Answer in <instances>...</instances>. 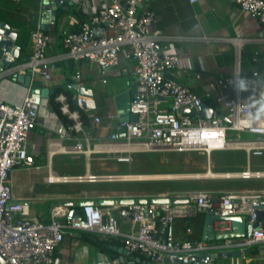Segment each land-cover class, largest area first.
Returning a JSON list of instances; mask_svg holds the SVG:
<instances>
[{"label":"built area","instance_id":"obj_1","mask_svg":"<svg viewBox=\"0 0 264 264\" xmlns=\"http://www.w3.org/2000/svg\"><path fill=\"white\" fill-rule=\"evenodd\" d=\"M97 4L90 18L79 24V29L65 31L64 51L57 55L48 53L51 35L39 22L32 32L33 53L27 60L8 71L30 70L45 81L61 59L89 60L102 69L119 68L122 58L135 62L137 94L130 104V113L137 114L135 121H122L125 136L112 132L107 141H94L83 121V99L59 93L55 101L69 120L68 133L62 138H75V143L65 146L71 154H87L106 149L116 153L119 162L131 163L133 152H152L161 149L201 151L211 169V153L215 150H243L250 155L264 154V124L254 115L253 94L258 89V72L242 76L222 77L217 80L220 88L232 89L230 96H216L217 108L212 116L205 117L203 97L189 86L180 83L169 72L181 68L182 55L173 52L160 42L172 37L163 33L156 24L158 16L152 10H141L144 0H111ZM195 2L197 0H191ZM240 11L250 13L264 22V0H234ZM86 10L85 2L80 3ZM56 0H49L45 14L55 13ZM108 30L115 31L113 34ZM182 39L183 37H174ZM197 72L196 77L201 78ZM76 77L81 78L77 71ZM69 90L78 89L72 82ZM208 91L206 96H212ZM170 101V105L164 103ZM45 98L30 89L18 103L0 100V254L8 264H54V250L67 234L75 231L93 232L104 240L118 239L124 248L144 256L151 264H216L210 257L215 250L237 249L244 254L247 246L264 242V225L258 221V211L264 207L263 191L219 192L191 190L175 195L185 198L183 203H146L98 205L87 203L80 207L57 206L49 220L30 216L28 205L14 197L11 172L14 169H31L34 155L27 146L28 134L40 124L39 113ZM189 107L185 112L183 108ZM223 116L227 117L225 120ZM96 122L100 117L95 118ZM55 140L48 141L49 153L57 148ZM134 175V174H133ZM226 178H264V170L228 171L218 173ZM82 177H79L81 179ZM90 176L89 179H94ZM123 180H137L132 174L120 175ZM57 179L48 177L50 182ZM66 181L68 177H60ZM213 209L215 215L246 216V234L241 238L223 240L185 239L175 236V221L193 217ZM79 210V212H78ZM117 212L129 219L131 231H123L118 224ZM217 233L232 230V221L214 222ZM208 255L201 259V256ZM196 256V259H191Z\"/></svg>","mask_w":264,"mask_h":264},{"label":"crops","instance_id":"obj_2","mask_svg":"<svg viewBox=\"0 0 264 264\" xmlns=\"http://www.w3.org/2000/svg\"><path fill=\"white\" fill-rule=\"evenodd\" d=\"M28 1L21 0L20 5L13 10L7 6L0 10V19L9 22L17 30L16 43L20 46L22 62L27 60L34 50L31 37L23 46L19 42L21 28L17 20H28L34 10L33 6L28 5ZM69 1L65 0L62 5L57 3V8L62 6L65 11L64 15L57 20L55 13L51 15L44 13L43 0H39L38 23L40 22L51 35L48 51L50 55L62 53L64 32L79 29V24L89 19L94 7L101 4L100 0H73V4ZM81 2L86 3V10L81 8ZM107 2L110 3L111 0H105L102 3ZM141 8V10L154 11L158 16L156 26L172 37V39L161 41L160 46L167 45L171 51L182 55L181 68L169 72L168 75L189 86L213 108L218 107L216 96H230L233 93L232 89L218 87L219 78L233 76L236 73L247 76L257 71L258 89L253 94L252 105L256 119L264 124V22L250 13L241 12L238 3L234 0H197L195 2L144 0ZM78 10L82 11L83 18L77 14ZM108 32L113 34L115 31L108 30ZM179 36L183 38H174ZM77 71L81 73L80 79L76 77ZM24 72L19 71V73ZM197 72L201 73V78L196 77ZM2 75L0 74V100L8 103L21 102L27 92L35 87H49L53 91L56 87H62L64 93L69 91L74 97L81 96L82 99L92 100L94 107L84 109L83 121L94 141H107L114 131L122 133L121 122L132 114L130 104L134 98L132 89L136 84L135 62L126 57L122 58L121 66L115 69H102L96 63L85 59L80 61L61 59L53 71L51 80L45 81L39 76H34L30 86ZM70 82L78 86V89H67L66 84ZM208 91H212L213 95L206 96ZM49 98L45 99L40 109V124L27 137L28 150L34 155L35 165L28 170L14 169L10 175L14 197L28 205L30 216L47 221L55 207H80L86 200L105 205L102 203L104 199H114V203H117L122 197L169 195L173 198L179 194L177 191L159 190L156 180L160 177H138L137 180L116 178L128 174L120 172L121 168L118 164L126 162H119L115 158L125 153H114L106 149L93 150L87 154L65 152L64 147L73 145L76 141L73 136L70 138L60 136L63 133L69 134L67 129L69 121L57 114L51 107ZM164 104L169 106L170 101ZM96 117H100L99 122L95 121ZM50 137L58 145L51 153L48 149ZM138 153L143 152H133L132 156ZM253 156L249 157L246 153L247 163L236 165L240 168L229 171H242L247 168L264 170V159H261L264 154L255 159ZM210 165L212 170L200 177L238 180L229 187L219 186L212 191L264 192V178L217 177L218 173L228 171L214 172L212 159ZM210 172L211 175H207ZM50 174L55 175L57 179L50 182L48 180ZM134 175L159 174L153 172ZM64 176L68 177V180L60 179ZM89 176L95 178L90 180ZM185 176L172 174L169 178ZM79 177L82 178L79 179ZM129 181L154 183L145 187L125 186L124 183ZM115 215L123 231L132 230L133 225L129 219L121 217L117 212ZM206 219L207 212L176 219V238L203 239ZM262 223L264 225V218ZM234 250L237 249L213 251L212 254L217 255L214 259L215 263L264 264V242L247 246L244 254L239 256L223 254ZM54 260V264H151L144 256L128 252L118 239L104 240L93 232L84 231L67 234L63 242L55 248Z\"/></svg>","mask_w":264,"mask_h":264},{"label":"rangeland","instance_id":"obj_3","mask_svg":"<svg viewBox=\"0 0 264 264\" xmlns=\"http://www.w3.org/2000/svg\"><path fill=\"white\" fill-rule=\"evenodd\" d=\"M254 159L258 156H253ZM214 172L239 169L247 163L246 152L243 150H215L211 153ZM261 159H264L262 157ZM114 163H116L114 161ZM208 159L201 151H177L161 149L152 152L133 154L131 163H118L120 172L128 174H152L156 172L161 177L156 180L158 189L164 191H177L183 193L191 190H213L215 187L226 186L238 180L213 179L200 177L208 171ZM188 175L187 177L169 178L170 175ZM152 181L125 182L128 187L150 186Z\"/></svg>","mask_w":264,"mask_h":264},{"label":"water","instance_id":"obj_4","mask_svg":"<svg viewBox=\"0 0 264 264\" xmlns=\"http://www.w3.org/2000/svg\"><path fill=\"white\" fill-rule=\"evenodd\" d=\"M59 5H62L65 0H56ZM73 0H70L69 3L73 4ZM44 8L47 9L49 6V0H43ZM17 30L15 27H12V25L0 19V74H3L2 76H8L11 80H17L24 82L26 86H30L34 75L31 73L30 70L19 73V69L8 71L10 68L17 66L19 63L22 62V59H20V46L16 43L17 41ZM35 93H40L45 99H48L51 94H53V90L49 87H35L32 89ZM132 93L134 97H136L137 94V84L134 85L132 89ZM83 108L84 109H91L94 106L92 105V100L90 99H83ZM183 111L189 112V107L183 108ZM213 112V107L207 103H203V111L202 115L205 117H211ZM138 116L137 114H131L128 115L125 119V121H135L137 120ZM225 120H228L227 117L223 116ZM122 136H125L124 128H122ZM148 201L156 202V203H164V202H172V203H183L186 202L187 199L185 198H172L169 195H162V196H154V197H122L118 200V203L121 204H131L134 202L137 203H146ZM115 202L114 199H104L102 203L105 205L113 204ZM87 203H94L93 201H83L82 205H85ZM72 205V203L70 204ZM79 212V210H78ZM264 218V207L261 208V210L258 211V221H261ZM231 220L232 221V230L227 233H217L214 230V222L216 221H222V220ZM246 234V216L245 215H233L230 217H221L215 215L213 209H209L207 211V219H206V227L204 229V240H223L227 238H241L245 236ZM227 256H239L241 255L240 250H234V251H228L223 253ZM216 254L210 255L211 258L215 259ZM208 255L201 256V259L207 258ZM191 259H196V256H193ZM0 264H8L6 263L5 259L0 254Z\"/></svg>","mask_w":264,"mask_h":264},{"label":"trees","instance_id":"obj_5","mask_svg":"<svg viewBox=\"0 0 264 264\" xmlns=\"http://www.w3.org/2000/svg\"><path fill=\"white\" fill-rule=\"evenodd\" d=\"M21 2V0H0V10L2 7L7 6L10 9H16L18 7V5H20L19 3ZM28 5L33 6L34 10L32 12L31 17L26 20H17L19 27L21 28V32H20V38H19V42L20 44L23 46L25 45L28 40L31 37V33L36 29L37 24H38V8H39V0H29L28 1ZM65 13L64 9L62 6L58 7L55 10V15H56V19L58 20L59 17L63 16ZM77 14L80 16V18H83V13L81 10L77 11ZM18 16V15H17ZM19 18V17H18ZM60 92H64V89L62 87H56L54 93L50 96L49 98V103L51 105V107L57 112V114L64 118L65 120L69 121L67 119V117L65 115L62 114L61 110H60V105L59 103H57L55 101L56 96L60 93ZM70 101L72 102L73 107H75V103H73L72 98L73 95L71 92L66 91ZM84 113V110H82V114ZM83 119H85V116H82Z\"/></svg>","mask_w":264,"mask_h":264},{"label":"bare ground","instance_id":"obj_6","mask_svg":"<svg viewBox=\"0 0 264 264\" xmlns=\"http://www.w3.org/2000/svg\"><path fill=\"white\" fill-rule=\"evenodd\" d=\"M207 175H211V172L209 173V174H207ZM133 176H135V175H132V177ZM90 177V176H89ZM138 177H141V178H148V177H150V178H157V177H161V176H159V175H155V176H153V175H140V176H137V178Z\"/></svg>","mask_w":264,"mask_h":264}]
</instances>
